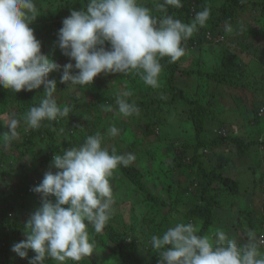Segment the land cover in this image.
Wrapping results in <instances>:
<instances>
[{
    "label": "clouds",
    "instance_id": "1",
    "mask_svg": "<svg viewBox=\"0 0 264 264\" xmlns=\"http://www.w3.org/2000/svg\"><path fill=\"white\" fill-rule=\"evenodd\" d=\"M167 7H182L181 0H163L157 5L163 15H152L140 0H88L86 10L71 11L62 22L57 45L75 63L63 66L42 52V43L30 27L40 15L36 0H0V88L12 93L32 92L44 86V98L24 116L25 131L38 130L45 122L68 117L71 108L58 104L57 82L49 79L61 71V84L92 85L100 75L139 74L147 86L158 88L165 57L176 63L185 56L183 46L210 17V9L198 11L190 24L167 14ZM231 29H229L230 31ZM75 70V74L73 71ZM129 97L131 92H124ZM123 117L139 113L125 98H117ZM0 124L9 131L0 134V149L8 150L19 133L20 121L0 115ZM110 137L119 135L115 126ZM134 154H117L104 146L97 133L83 144L55 154L43 180L32 191L42 198V206L25 224L26 239L12 245L11 251L29 264H80L91 257L95 243L89 228L100 234L110 221L114 208L111 181L120 167H129ZM193 223L178 222L162 235H152L151 248L160 264H264V236L249 234L239 245L225 231L215 239L198 235ZM29 252L35 255L29 257Z\"/></svg>",
    "mask_w": 264,
    "mask_h": 264
},
{
    "label": "rangeland",
    "instance_id": "2",
    "mask_svg": "<svg viewBox=\"0 0 264 264\" xmlns=\"http://www.w3.org/2000/svg\"><path fill=\"white\" fill-rule=\"evenodd\" d=\"M66 1L36 0L41 16L30 25L35 30L37 39L42 43V52L49 59L61 66L69 62L75 63L62 55L57 45L58 32L62 27V22L66 17L70 16V14L65 12L67 10V4L65 5ZM140 2L145 7L149 3L159 4L157 0H140ZM251 7L239 13L237 18L239 26H235L234 24L221 26V29L215 32L214 35L216 36H212L214 37L212 38V44L199 48L191 46L188 41L185 43L186 54L181 63V68L192 69L193 67L198 68L201 66L207 71H214L219 66L223 56H230L236 63L240 64L244 72V79L247 81V87L245 89L220 88L215 91L213 86L211 87L209 84H206L204 78L200 80V89H197V92H193L194 98L198 99L203 106H208L210 101L222 104L219 107L215 103V115L220 121L217 122V119H214L209 123L208 140L217 138L220 135H227L232 139L239 138L246 145L250 141L252 142L254 138L260 141L264 140V119L261 120L260 125L251 124L249 121L250 116L248 115V112L253 110L254 103H261L264 100L263 84H261L262 82L256 81V76L263 77L264 73V30L262 29L264 28V23L257 21L261 19L260 13L252 11ZM56 22L57 26L52 27L51 24ZM229 29L231 30L229 31ZM73 74H75V70ZM61 75L62 69L61 71L51 73L49 79H54L57 82L58 93L56 94V99L58 104L70 107L71 112L68 117L61 118L59 121L48 122L47 125L61 149H64L67 145H76L89 133H100L104 137V146L108 150L114 148L117 143L125 155L129 153L134 154L139 160L136 166L142 173L144 181L149 185L151 183H157L156 189L150 188V190L155 195L165 198L172 204L173 201L171 199L174 198L168 192V185L172 182L173 186L175 183L176 187L180 183H187L188 175L187 172L184 173L181 170H176L174 173H171L169 172L168 166L172 163L176 155L182 161H189L192 152L182 155L178 154V149L193 136L194 132L186 119L188 108L185 103L179 102L177 105L170 104L171 96L165 90L168 79L166 72H161L159 78L160 86L155 89L147 86L141 76L135 73H132L131 79H128L123 84L116 83L111 74H102L95 79L92 85L86 87L72 86L71 81L67 84H61ZM192 82L191 78L181 75H178L176 78L177 85L185 88L190 97L192 96ZM196 84L197 82L194 83V85ZM201 85L203 86L201 87ZM38 91L45 92L44 86L32 91L37 95L38 100H40L41 97H38ZM124 92L132 93L131 96L123 98L135 105L142 101L152 100L153 102L147 107L146 114L139 111L138 114H134L131 117H123L118 111L116 102L113 108H108L106 105L99 106V111H96L92 107V103L96 100H103L113 94ZM221 93L222 96L219 95ZM234 98L236 100L238 98L242 99L238 103L239 100L236 102ZM1 110L2 106L0 104V115L6 119L8 116L3 115ZM85 110H88L87 120H78L79 115ZM161 112L164 113L167 121L170 122V126L162 127V133L166 138L163 136L165 139L161 143H156L157 139L154 135L145 136L144 126L154 117L155 113L161 114ZM93 123H95V126ZM176 123L178 124L176 125ZM220 123H222L221 126ZM113 126L119 129V135L116 137H110L107 134V130ZM46 129H44V137L37 138L33 145H30L29 150L31 151L28 153L33 152V154L20 155L17 148H13L14 141H20V138H23L20 134L12 141L10 149H0L1 157H3L2 155L6 156L8 163L7 167L3 166L2 171L4 173L0 175V214L3 211V205L13 203L12 196H14L18 182L22 179V176L24 178L29 176L34 183H41L45 173L56 171L51 167V164H42L39 162L42 153L46 151L47 145L50 142L51 136L47 133ZM6 131L9 130L0 124V134ZM127 146H131L132 148L128 149ZM166 146L171 149L175 147L177 150L166 154ZM21 150L24 151L25 149L21 148ZM36 151H39V156H35L34 152ZM40 151L42 152L40 153ZM206 155L208 160H210L208 163L212 167L219 171H224L226 175L239 181L241 189L245 190V193H242L239 201L229 193H226V197L223 200L224 206L217 211L216 223L213 225L214 228L208 236L215 239L216 232L223 230L229 238L236 239L239 245L247 242L249 234H254L257 238L264 236V225L261 226L260 224V221L264 217V145H259V147L253 146L247 149L237 142L227 141L224 146L214 147V150L211 152L207 151ZM166 175H170V177H165ZM111 184L113 191L119 185H124L128 189L127 193L131 197V202L127 203L123 201V203H117L114 195V215L121 214L129 218L132 213V215L137 214L141 218L149 221L148 219L160 214V207L154 205L150 200L142 201V197L138 195L139 193L121 176L119 171L115 179L111 181ZM216 186L219 191L220 186ZM114 193L117 192L114 191ZM32 197L28 196L25 198L21 195L16 203V214H20L19 217L24 218L26 222L39 209L38 205L35 206L37 202H32ZM183 202L184 204L179 207L178 218L180 220L182 219L184 210H186L185 208H189L191 203L189 201L188 203L186 200H183ZM33 206L35 207L33 208ZM244 208L248 209V213L250 212L249 216L242 212ZM132 210L133 212H130ZM24 214L28 217L24 216ZM250 218L254 220L255 228L252 226L253 224ZM157 220L159 219L157 218ZM26 222H23L19 229L23 240L26 239ZM144 224V226L141 225L140 229L147 231V225L146 223ZM174 225L172 224L171 227ZM197 228L200 230L199 226ZM89 232L91 240L95 243V250L91 256L92 260H95L97 264H122L115 257L111 249L113 244L109 243L108 245L104 242L103 236L105 234L103 232L97 234L91 228H89ZM151 232L154 235L155 227L152 228ZM162 233L158 236L162 235ZM143 238L144 236H139L138 241L139 247H144L145 252L143 253L150 260L151 257H158L152 248L147 249ZM15 243L13 242V244ZM261 250L264 251V246H262ZM11 254L12 257H15L13 264H29V262L18 257L14 252ZM148 263H152V260L148 261ZM158 263L160 264V260H158ZM80 264H83V260Z\"/></svg>",
    "mask_w": 264,
    "mask_h": 264
},
{
    "label": "trees",
    "instance_id": "3",
    "mask_svg": "<svg viewBox=\"0 0 264 264\" xmlns=\"http://www.w3.org/2000/svg\"><path fill=\"white\" fill-rule=\"evenodd\" d=\"M157 1L158 3L163 2V0ZM87 3L88 0H67L65 2V5L67 4V10H65V12L71 14V11L73 10H86ZM181 4L182 7L179 8L167 7L166 11L168 15H173L175 18L186 24H190L192 22L198 11H202L205 7L210 9V17L205 26H198L197 31H195L193 36L188 40L191 46H196L199 48L212 44V38H214L212 36L218 29H221V26H229L231 24L239 26L237 21L239 13L241 11L250 9V6H252V11L260 13L261 19H258L257 21L259 23H264V0H181ZM146 7L151 9L152 15L154 16L161 17L163 15L161 10L157 8V5L153 3H149V5H146ZM51 26H57V22L52 23ZM262 29L264 30V28ZM183 46L185 47V43ZM184 58L185 57H182L176 63H170L169 59L165 57L160 62L162 64V71L166 72L168 76L165 90L171 96L170 104L177 105L179 102L185 103L188 108V113L186 112V119L189 125L193 128L194 132L193 136L184 142L182 147L178 149V154L182 155L192 152L189 161H182V159L176 155L172 163L168 166L169 172L171 173H174L176 170H181V172L184 173L187 172V183H180L176 187L175 183L173 186L172 182L168 185V192L171 197L174 198H170L173 201L171 204L165 198L155 195L150 190V188L156 189L157 183H151V185H149L144 181L142 173L136 166V163L139 161L136 156V160L129 167L119 168L118 171L120 172L121 176L126 179L139 193L138 195L142 197V201L150 200L154 205H158L160 207V214L154 218L148 219L149 221H147L145 218H141L137 214L132 215V213L130 214L131 216L129 218L121 214H112L110 221L103 231L105 234L103 238L106 244H113L111 249L115 257L118 258L122 264H149L148 261L151 260L152 263L150 264H159L158 260H160V257L158 253V257H151L150 260L149 257L143 253L145 252L144 247H139L138 242L139 236H144L143 239L145 240L147 249H151L149 240L153 235L151 232L153 227H155L154 235H159L162 232L164 233L167 228H170L172 224H176L177 222L193 223L196 227H200L198 235H209L210 231L214 228L213 225L216 223L217 211L224 206L223 200L224 197H226V193H229L235 197L237 201H239L242 193H245V190L241 189V184L239 181L229 177L224 171H219L218 169L212 167L210 163H208L210 160H208L206 152L213 151L214 147L224 146L227 141H232L235 143L237 142L239 145H242L247 149H250L253 146L259 147V145H264V140L260 141L257 138H254L252 142L250 141L246 145L241 139H232L227 135H220L217 138L208 140L207 134L209 131V123L214 119H217V122L220 120L215 115L216 102L214 103L213 101H210L208 106H203L198 99L194 98L193 92L197 89H200V80L204 78L206 80V84H209L211 87L213 86L215 91L216 89L220 88L245 89L247 87V81L244 79V72L242 71L240 64L236 63V61H234L230 56H223L220 60L219 66L214 71H207L201 66L198 68L193 67L192 69L181 68V63L183 62ZM111 75L116 83L123 84L128 79H131L132 74L122 75L116 73ZM178 75L192 79L193 82L191 87L193 88L191 97L185 88H181L177 85L176 78ZM256 81L262 82V90H264V73L263 77L256 76ZM196 82L197 84L194 85ZM202 86L203 85H201V87ZM43 94L44 92L38 91L39 98L41 97V99H43ZM122 94L123 93H117L103 100H96L95 102L93 101L94 103H92V107L96 111H99V106L103 105H106L108 108H113L117 98H123ZM219 95L222 96V93ZM215 96L217 97V95ZM241 99L242 98L237 99L239 100L238 103L241 101ZM40 100H38L37 95H35L34 92L22 91L19 93H12L6 89L0 88V104L2 106L1 113L6 116H14L20 121L17 132L19 131V134L23 136V138L21 137L20 141H14L13 144V148H17L20 155L33 154V152L28 153L31 151L29 150L30 145H33L37 138L44 137L45 128H47L46 131L51 137L46 151L42 153L39 159V162L42 164H52L55 154H62L63 150H67L73 146H79L84 143L87 136L95 135V133H89L88 135H85L76 145H67L64 149H61L55 136L47 127L48 122H45V124L42 125L38 130L25 131V113L31 107L38 105ZM234 100L236 99L234 98ZM152 102V100H147L145 102L142 101L136 106L138 107L139 111L146 114L147 107ZM216 104L219 107L222 106V104H219L218 102ZM262 107H264V100H262L261 103L253 104V110L248 112V115L250 116L249 121L251 124L260 125L261 120L264 119L258 116V113ZM87 114L88 110H85L79 115L77 119L86 121ZM177 124L178 123H176V125ZM93 125L95 126V123H93ZM221 125L222 123H220V126ZM163 126L169 127L170 122L167 121L164 113H155L154 117L145 124L144 134L146 137L154 135L157 139L156 143H161L162 140L166 138L162 133ZM21 148H24L25 150L23 151ZM114 148L116 149L117 154L125 155L123 150L120 149L119 144L116 143ZM127 148L131 149L132 147L127 146ZM112 149L113 148L109 149V151L111 152ZM166 149V154H170L177 150L175 147L174 149H171L168 146H166ZM41 152L42 151H40V153ZM38 153L39 151L34 152L35 156H39ZM2 156L3 157L0 155V175H3L4 173L2 171L3 166H8L7 157L4 155ZM165 177H170V175H166ZM39 184V182L34 183L29 176L25 178L22 176V179L18 182L14 196H12L13 203H7L6 205H3V211L0 214V264L14 263L13 260L15 257H12L11 254L13 253L11 251L12 244L13 242L17 243L23 240V236L21 233H19V229L20 225L23 222H26V220H24V218H20V214H16V203L18 202L21 195L25 198L28 196H33L31 198L32 202L36 201L37 203L35 206L38 205L40 208L42 206V198L39 194H35L32 191V189ZM216 185L220 186L219 191L217 190L218 187ZM30 187L32 188L31 190ZM127 190L128 189L124 185H119L114 190L117 192L114 193L117 203H123V201L127 203L131 202V197L127 193ZM183 200H186L187 202L189 201L191 203L189 208H185L186 210H184L182 219L180 220L178 218V213L179 207L184 204ZM35 206H33V208ZM130 212H133V210ZM242 212L248 216L250 215V212L248 213L247 208H244ZM24 216L27 215L24 214ZM157 218L159 220H157ZM250 221L254 227V220L251 219ZM144 223L147 225V231H142L140 229L141 225H145ZM260 224L261 226L264 225V217L263 220L260 221ZM34 255V252H29L30 258ZM24 260L28 262V259ZM45 264H56V262L53 260H48L45 262ZM83 264H97V262L92 260L91 257H87L83 260Z\"/></svg>",
    "mask_w": 264,
    "mask_h": 264
},
{
    "label": "built area",
    "instance_id": "4",
    "mask_svg": "<svg viewBox=\"0 0 264 264\" xmlns=\"http://www.w3.org/2000/svg\"><path fill=\"white\" fill-rule=\"evenodd\" d=\"M258 116L264 118V107H262L258 113Z\"/></svg>",
    "mask_w": 264,
    "mask_h": 264
}]
</instances>
